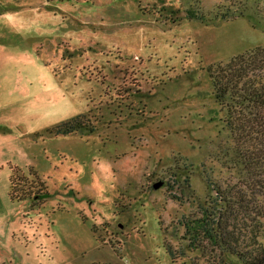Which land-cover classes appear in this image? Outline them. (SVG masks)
<instances>
[{"label":"rangeland","instance_id":"374dc122","mask_svg":"<svg viewBox=\"0 0 264 264\" xmlns=\"http://www.w3.org/2000/svg\"><path fill=\"white\" fill-rule=\"evenodd\" d=\"M257 9L0 0V264H211L181 219L231 177L211 75L264 46Z\"/></svg>","mask_w":264,"mask_h":264},{"label":"trees","instance_id":"16d2710c","mask_svg":"<svg viewBox=\"0 0 264 264\" xmlns=\"http://www.w3.org/2000/svg\"><path fill=\"white\" fill-rule=\"evenodd\" d=\"M252 1L264 21V0ZM211 78L216 101L226 112L223 130L233 141L224 148L231 177L209 180L212 193L198 213L181 219L182 238L211 264H227L226 258H235L234 264H264V46L220 62ZM16 177L10 180L12 199H20ZM167 250L174 253L171 245ZM190 264L200 263L195 257Z\"/></svg>","mask_w":264,"mask_h":264}]
</instances>
